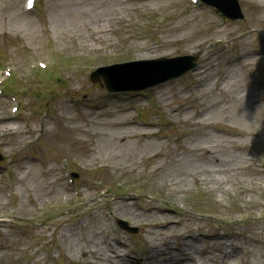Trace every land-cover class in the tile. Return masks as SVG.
Returning <instances> with one entry per match:
<instances>
[{"label": "rangeland", "instance_id": "1", "mask_svg": "<svg viewBox=\"0 0 264 264\" xmlns=\"http://www.w3.org/2000/svg\"><path fill=\"white\" fill-rule=\"evenodd\" d=\"M24 1L0 0V66L21 99L0 124V264H98L82 250L101 223L95 239L125 264H218L223 248L232 264H264V0H240L242 20L190 0ZM135 44L152 49L137 56ZM189 52L202 53L196 70L145 90L89 79L115 61ZM53 59L56 72L38 70ZM11 98L0 95V114Z\"/></svg>", "mask_w": 264, "mask_h": 264}, {"label": "bare ground", "instance_id": "2", "mask_svg": "<svg viewBox=\"0 0 264 264\" xmlns=\"http://www.w3.org/2000/svg\"><path fill=\"white\" fill-rule=\"evenodd\" d=\"M152 48L150 47H143V48H139L138 45L135 44V49L133 50V54L137 55V56H140V55H146V53H148L147 51H150ZM147 50V51H146ZM143 51H146V53H143ZM11 116H0V124H5L6 122L8 123L9 121H11ZM128 123L130 122L128 119L126 120ZM126 122V123H127ZM6 128V127H5ZM127 137V135H122L120 136V139H125ZM209 154L213 155L212 152H209ZM216 158H213L214 161H216ZM219 162V161H218ZM203 167V166H201ZM214 170V172H213ZM202 172H204L205 176L207 178H210L212 182H216L217 178H214L216 177L218 170L217 169H212V168H207V167H203ZM204 174H202L204 176ZM124 203H120V206H119V209H120V212L124 213V215L126 214H130V213H127L126 209L123 207ZM164 209V208H163ZM16 212H19V209H16L15 210ZM118 211L116 209H110V211L106 212V218L108 220H111L112 218H115L118 216ZM170 221H172V218H170L169 220H164V221H158V220H154L153 222H143L144 226H148V227H154V226H165L167 223H169ZM103 225L104 223H101L99 224V226L97 227H93V228H90L89 231L91 233V238L92 239H87L86 240V246L83 248L82 250V253L84 254H90L91 253H96L97 254V257H98V264H125L123 262V257H124V253L121 252V251H118L117 249L114 250L116 252L115 255V259H113L111 256L109 257V255L107 254V252H104L102 250V247H101V244L100 242H98L95 237L100 233V230H103ZM73 229V228H72ZM193 238V237H192ZM195 239V238H193ZM115 241H117V243H121L120 239H116ZM105 242L111 247L112 245V242L108 241L107 239L105 240ZM190 243V241H187ZM151 248L150 250L152 251H155V249H158V245L157 244H151L150 245ZM182 251L184 253V255L186 257H189L191 259V256H189L190 252L188 249H185V248H182ZM227 255V258H229L228 262H221V264H232L233 261L231 260V256L229 254H226ZM104 260L105 262L103 263ZM159 262V264H180L184 261L183 258L181 257H178V256H174V257H166V258H160L157 260ZM102 262V263H101ZM204 264H210L208 263L207 261H204Z\"/></svg>", "mask_w": 264, "mask_h": 264}, {"label": "water", "instance_id": "3", "mask_svg": "<svg viewBox=\"0 0 264 264\" xmlns=\"http://www.w3.org/2000/svg\"><path fill=\"white\" fill-rule=\"evenodd\" d=\"M207 3L215 4L219 9H222L230 17H242L243 12L239 6L238 0H205ZM189 59V58H188ZM168 63H171L169 65ZM167 67H161L158 70H155L152 73L147 74V76H140V81L137 84H132L128 81L121 82L115 81L111 82L107 76L104 75L105 84L108 89H126V88H143L148 85L156 84L159 81L167 80L169 77L180 74V72L185 71L192 67L193 62L187 61V57H182L177 60H170ZM94 79H99L98 75L94 76ZM136 80V79H134Z\"/></svg>", "mask_w": 264, "mask_h": 264}]
</instances>
